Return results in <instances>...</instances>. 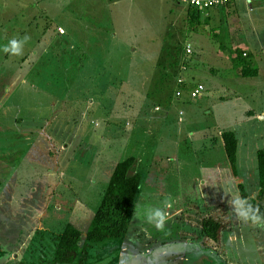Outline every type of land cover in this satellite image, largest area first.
<instances>
[{
	"label": "rangeland",
	"instance_id": "1",
	"mask_svg": "<svg viewBox=\"0 0 264 264\" xmlns=\"http://www.w3.org/2000/svg\"><path fill=\"white\" fill-rule=\"evenodd\" d=\"M173 2L0 0V264H52L58 236L70 223L88 232L130 157L145 179L128 235L82 245L75 264H264V222L248 221L224 151L210 152L234 132L240 180L258 197L264 4L193 26ZM12 40L21 54L4 51ZM179 41L187 85L205 83L197 100L177 97ZM240 53L257 77L242 76ZM190 201L228 209L223 251L182 236L195 232L182 221Z\"/></svg>",
	"mask_w": 264,
	"mask_h": 264
},
{
	"label": "trees",
	"instance_id": "2",
	"mask_svg": "<svg viewBox=\"0 0 264 264\" xmlns=\"http://www.w3.org/2000/svg\"><path fill=\"white\" fill-rule=\"evenodd\" d=\"M235 5L238 4H232L228 7ZM188 15L194 26L195 23H201L200 19L204 13L190 9ZM183 46L184 42L179 41L176 45L178 48L177 52L174 50L175 53L179 54L177 56L172 54L171 56L173 59L172 66L177 67V70L172 74L175 77L181 75L180 69L185 64L186 51L181 50ZM245 61L246 59L240 53L237 62L239 64L243 63L242 76L244 78L257 77L258 70L251 69ZM185 88L188 89V85L183 86V90ZM221 140L230 170L234 178L237 179L242 206L248 221L250 223L257 220L264 222V149L259 150L257 153L259 193L257 198H252L247 194L239 176V141L237 135L234 132H224L221 135ZM136 162L135 157H130L116 166L103 201L86 234L72 223L66 226L64 232L57 238L52 264H75L78 260L81 246L84 244L92 248L93 245L103 244L107 241L119 242L125 239L130 230L131 218L137 207L144 178L141 173L131 175ZM4 183V179L0 177V190L3 188ZM182 220L186 226L195 230L192 234L182 233L183 237H189L193 241L201 243L200 246L204 250H214V252L224 250L226 236L232 232L229 212L224 204L204 212L198 203L189 202L185 206Z\"/></svg>",
	"mask_w": 264,
	"mask_h": 264
},
{
	"label": "crops",
	"instance_id": "3",
	"mask_svg": "<svg viewBox=\"0 0 264 264\" xmlns=\"http://www.w3.org/2000/svg\"><path fill=\"white\" fill-rule=\"evenodd\" d=\"M264 0H255L254 2H251V3H246V2H244V3H241V4H238V5H235V6H231V7H228V8H226V9H223V10H212V11H210V12H207V13H204V16L205 15H209V14H211L212 16L213 15H220L221 16V18L224 20L225 19V17L227 16V15H229V13H232V11H235V10H242V8H246L247 7V5H248V7H249V9H257V8H259V7H261V5H263L264 3H262ZM174 4H176V5H178V6H181L182 8H179V10H180V12H182L183 13V15H185V18H188L189 17V15H188V13H189V10H190V8L189 7H187V6H184V5H181L179 2H178V0H174V2H173ZM233 9V10H232ZM211 17V16H210ZM181 76H183L182 74H181ZM198 83L200 84H202L203 82H201V80H200V78H199V80H198ZM198 83H197V85H198ZM204 84V86H205V83H203ZM187 86V85H186ZM196 86V85H195ZM191 87H192V85H189L188 84V89L187 88H185L184 90H182L183 91V94H184V92H186V91H189V90H193V89H191ZM224 133V132H223ZM211 149V153H214L215 151L216 152H218V156H219V154L220 153H222L221 152V150L222 151H224V154H225V149H224V145H223V142H222V140H221V136H220V139H219V143L218 144H215V145H213V147H211L210 148ZM149 150V149H148ZM149 153H152V150H149ZM225 156H226V154H225ZM238 158H239V151H238ZM137 159V158H136ZM209 159L210 160H215V159H217V157L216 158H214L213 157V155L211 154L210 155V157H209ZM227 159V158H226ZM175 161V160H174ZM239 162H240V160L238 159V166H239ZM227 163H228V161H227ZM239 170V169H238ZM140 171V164L138 163V159H137V163H136V165H135V167H134V175L135 174H138V173H141V172H139ZM142 174V173H141ZM143 175V174H142ZM240 176V175H239ZM143 177H145L144 175H143ZM144 179L145 178H143V183H142V187H143V185H144ZM237 181V180H236ZM206 183V182H205ZM237 184H238V182H237ZM141 187V188H142ZM140 194H141V191H140ZM197 194H198V192H197ZM139 197H140V195H139ZM139 200V199H138ZM191 202V201H190ZM195 202V201H194ZM189 203V202H188ZM137 204H138V202H137ZM187 204V203H186ZM218 205H221V204H218ZM218 205H215V206H218ZM186 206V205H185ZM185 206H184V210H185ZM215 206H213V207H215ZM213 207H211V208H213ZM211 208H209V209H211ZM184 210H183V212H184ZM182 215H183V213H182ZM183 221V220H182ZM184 224V223H183ZM185 225V224H184ZM188 228H190V229H192L191 231H193L194 229L193 228H191V227H189V226H187ZM195 231V230H194ZM183 233V232H182Z\"/></svg>",
	"mask_w": 264,
	"mask_h": 264
},
{
	"label": "built area",
	"instance_id": "4",
	"mask_svg": "<svg viewBox=\"0 0 264 264\" xmlns=\"http://www.w3.org/2000/svg\"><path fill=\"white\" fill-rule=\"evenodd\" d=\"M255 0H178V2L181 5L187 6L190 9H195L197 11H200L202 13H207L212 10H223L226 9L228 6L232 4H241L244 2H253ZM187 53L191 55L193 53L192 47L189 46L187 48ZM179 85L182 87L187 85V82L185 81V78L181 76V78L178 81ZM206 88L204 85H197L195 89L191 91V97L193 100H197L199 97H201ZM183 96V91H179L177 93V97L181 98Z\"/></svg>",
	"mask_w": 264,
	"mask_h": 264
},
{
	"label": "clouds",
	"instance_id": "5",
	"mask_svg": "<svg viewBox=\"0 0 264 264\" xmlns=\"http://www.w3.org/2000/svg\"><path fill=\"white\" fill-rule=\"evenodd\" d=\"M27 39H28V38L25 37V40H27ZM10 48H11V50H12L14 53L21 54V53H20V45L17 44L16 40H12V41H10V47H7V46H6V47L4 48V51H5V52H9ZM158 215H159V214H158ZM254 219H255V218H254ZM156 227H157V228H163V227H164V218H163V217L160 218V223H158V224L156 225Z\"/></svg>",
	"mask_w": 264,
	"mask_h": 264
}]
</instances>
